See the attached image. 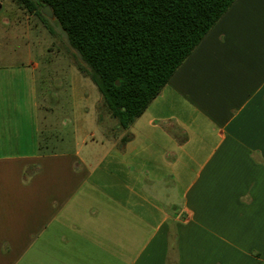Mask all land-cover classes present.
<instances>
[{
  "label": "crops",
  "instance_id": "0c3cea01",
  "mask_svg": "<svg viewBox=\"0 0 264 264\" xmlns=\"http://www.w3.org/2000/svg\"><path fill=\"white\" fill-rule=\"evenodd\" d=\"M49 51L0 62V264H264V0H236L128 130L108 116L118 137L59 129L77 67Z\"/></svg>",
  "mask_w": 264,
  "mask_h": 264
},
{
  "label": "trees",
  "instance_id": "16d2710c",
  "mask_svg": "<svg viewBox=\"0 0 264 264\" xmlns=\"http://www.w3.org/2000/svg\"><path fill=\"white\" fill-rule=\"evenodd\" d=\"M236 0H17L48 26L46 6L102 98L128 130ZM48 28V27H47Z\"/></svg>",
  "mask_w": 264,
  "mask_h": 264
},
{
  "label": "rangeland",
  "instance_id": "374dc122",
  "mask_svg": "<svg viewBox=\"0 0 264 264\" xmlns=\"http://www.w3.org/2000/svg\"><path fill=\"white\" fill-rule=\"evenodd\" d=\"M0 6V62H24L30 54L27 48H30L32 55L29 57L34 59L39 54L46 55L50 49L49 52L54 54L60 51L72 65L76 62L83 64L55 19L49 20L48 26H44L36 15L29 13L17 0H0ZM51 77H55L54 73H51ZM64 85L67 89L61 90L63 94L59 93V129L75 132L79 140L88 136L89 142L93 141V137L97 141L108 135L115 134L118 137L120 133L116 127H113L114 132L111 131L109 115L102 110L99 112L102 98L90 79L84 78L75 67L73 70L69 68ZM66 144V141L62 142L60 147L66 149Z\"/></svg>",
  "mask_w": 264,
  "mask_h": 264
},
{
  "label": "water",
  "instance_id": "95a60500",
  "mask_svg": "<svg viewBox=\"0 0 264 264\" xmlns=\"http://www.w3.org/2000/svg\"><path fill=\"white\" fill-rule=\"evenodd\" d=\"M42 15L49 20L55 19L54 14L52 12V9L48 6H46L42 9Z\"/></svg>",
  "mask_w": 264,
  "mask_h": 264
}]
</instances>
